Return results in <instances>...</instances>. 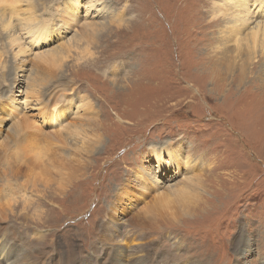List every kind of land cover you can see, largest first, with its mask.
Instances as JSON below:
<instances>
[{"label":"rangeland","instance_id":"obj_1","mask_svg":"<svg viewBox=\"0 0 264 264\" xmlns=\"http://www.w3.org/2000/svg\"><path fill=\"white\" fill-rule=\"evenodd\" d=\"M4 1L0 264H264V0Z\"/></svg>","mask_w":264,"mask_h":264},{"label":"bare ground","instance_id":"obj_2","mask_svg":"<svg viewBox=\"0 0 264 264\" xmlns=\"http://www.w3.org/2000/svg\"><path fill=\"white\" fill-rule=\"evenodd\" d=\"M1 2H2V0H0ZM4 1V0H3ZM19 1H28V0H19ZM96 1V0H95ZM4 2H6V1H4ZM4 2H2L3 4H4ZM10 2V1H9ZM232 2V1H231ZM12 3V2H11ZM74 3H76V6L77 7H79V6H84V5H88V6H90V8L91 9H93V8H98V11L99 12H103L104 11V6H100V4H97V2H93V1H90V4L88 3V4H82V3H80L79 2V0H76L75 2L73 1V4L72 5H74ZM99 3V2H98ZM104 3V2H103ZM246 3V2H245ZM1 4V3H0ZM6 4L7 3H5V6H6ZM106 4V3H105ZM104 4V5H105ZM235 4V3H234ZM256 4V3H255ZM8 5V4H7ZM17 5V4H16ZM102 5V4H101ZM219 5V4H218ZM242 5H243V3H242ZM263 5V4H262ZM2 6V5H1ZM7 7V6H6ZM14 7V6H13ZM12 7V8H13ZM246 4H245V6H244V9H246ZM260 7V6H259ZM258 7V8H259ZM230 8V7H229ZM232 8V7H231ZM238 8V7H237ZM264 8V7H263ZM3 9V8H2ZM29 9V12L31 11V13H30V15H29V18H28V24L29 25H31L32 23H36V25H40V24H42V23H45V22H48L47 20H45V19H38V18H34L35 16H33L34 14H35V12H33V11H35L36 10V8L32 5V4H30V7L28 8ZM89 9V8H88ZM234 9V8H233ZM33 10V11H32ZM111 10V9H110ZM252 10V9H251ZM258 10V9H257ZM3 11H5V12H8L6 9L5 10H3ZM239 11V10H238ZM247 11V10H246ZM11 12H12V15H14V12H16V9H11ZM26 11H24V10H21V15H23L25 18H26V13H25ZM94 12H95V10H94ZM244 12H245V10H244ZM259 12V11H258ZM257 12V13H258ZM4 13V12H3ZM19 13V12H18ZM101 13H98L99 15L101 14ZM110 13V12H109ZM247 13H248V11H247ZM9 14H10V11H9ZM29 14V13H28ZM98 14H97V16H98ZM103 14V13H102ZM245 14V13H244ZM251 14V13H250ZM11 16V15H10ZM249 16V15H248ZM261 16V15H260ZM36 17H37V15H36ZM104 17H106V15L105 16H103L102 18L104 19ZM213 17H215V16H213ZM212 17V18H213ZM235 17V16H234ZM233 17V18H234ZM245 17H246V14H245ZM253 17V16H252ZM255 17H257V16H255ZM13 18V17H12ZM19 18V17H18ZM249 18V17H248ZM215 19V18H214ZM238 19H240V18H238ZM242 19V18H241ZM262 19H264V18H262ZM3 20V19H2ZM1 20V21H2ZM6 20V19H5ZM5 20H3V21H5ZM12 20V19H11ZM16 20V19H15ZM76 20V19H75ZM97 20V19H96ZM101 20V19H100ZM236 20V19H235ZM259 20V19H258ZM42 21V22H41ZM95 21V20H94ZM242 21H243V19H242ZM241 21V22H242ZM250 21H252V20H250ZM255 21V20H254ZM264 21V20H263ZM23 22V21H22ZM234 22V21H233ZM240 22V23H241ZM245 22V21H244ZM261 22V21H260ZM4 22H2L1 24H3ZM9 23H10V21H9ZM9 23H7V24H9ZM89 23V22H88ZM87 23V24H88ZM256 23V22H255ZM264 23V22H263ZM237 24V23H236ZM5 25V24H4ZM243 25V24H242ZM259 25V24H258ZM94 26H97L96 27V32H101L103 29H104V27H105V23L102 21V22H100V23H94L93 22V24L91 23V24H89L88 26H87V28H89V30H91V33H94ZM257 26V25H256ZM8 27V25L6 26V28ZM250 27V26H249ZM253 27V26H252ZM251 27V28H252ZM12 28H14V27H12ZM241 28H243V27H241ZM245 28V27H244ZM260 28H262V27H260ZM9 29V28H8ZM17 29V28H16ZM256 29V28H255ZM11 30V29H10ZM68 30V29H67ZM84 30V29H83ZM253 30V29H252ZM30 31H32V33L33 34H35V35H37V31L36 30H33L32 28H31V30ZM239 31V30H238ZM50 31H48L47 29L46 30H44V34H40L41 35V37L43 38V37H46V38H49L50 37ZM259 33V32H258ZM237 34V33H236ZM82 36H83V32L81 33V38H82ZM93 36H96V33L95 34H93ZM17 39V38H16ZM27 42V41H26ZM66 43V42H65ZM64 43V44H65ZM68 43H69V39H68ZM71 43V42H70ZM23 44V43H22ZM64 44H62V48L61 49H64V52H65V50H66V47L68 46V45H66V47H64L65 45ZM67 44V43H66ZM72 44H73V41H72ZM72 44H70V45H72ZM243 47H246L244 44H242V46L240 47V49L239 50H241ZM29 48V47H28ZM56 48V47H55ZM60 48V47H59ZM219 48V47H218ZM219 49H223V48H219ZM218 49V50H219ZM49 50V49H48ZM47 51V50H46ZM63 51L62 50H58V48L56 49V50H54L53 52H49L50 53V55L48 54V57H41V58H39V59H43L44 61H45V63H46V65L48 66V65H51V63H53V62H59V60H61L63 57H62V55H63V53H62ZM39 54V53H38ZM247 54H249L248 52H247ZM84 55V54H83ZM37 56H39V55H37ZM42 56V55H41ZM47 56V55H46ZM65 56H67V55H65ZM79 59V58H78ZM219 61V60H218ZM27 62V61H26ZM40 62V61H39ZM43 61H41V63H42ZM23 66H25V65H23ZM23 66H20V67H17V69H18V71H19V68H21V67H23ZM80 66H82V65H80ZM5 68H6V66H5ZM22 69V68H21ZM10 70H11V68L10 69H8V67H7V73H8V76H7V80L8 81H11V84L9 85V86H12L13 84H12V82H18L19 83V81H18V79H17V76H15V78L13 79V81H12V75H11V72H10ZM23 71H25V70H23ZM18 74V73H17ZM22 76V75H21ZM38 78V76L36 77V79ZM4 81H5V78L3 77L2 78ZM38 80H33V82L30 84V87L29 88H32L33 86H35L36 84H35V82H37ZM0 84H1V80H0ZM15 85V84H14ZM38 86V85H37ZM1 90V89H0ZM41 93V92H40ZM40 94H34V98H36V100H39L40 101V99H37V98H39L38 96H39ZM2 100V99H1ZM4 100V99H3ZM30 100V99H29ZM39 107H42V108H39L40 110H45L46 108H47V106H44L43 104H40V106ZM15 108V107H14ZM56 109V108H55ZM16 110V109H15ZM54 110V109H53ZM16 112V111H15ZM20 112V111H19ZM86 112H88V109L86 110ZM8 113V112H7ZM21 113V112H20ZM40 114V113H39ZM10 116H14L12 113H10L9 114ZM20 115H18L17 117H19ZM27 117L29 118V116L27 115ZM26 117V119H28ZM42 117V116H41ZM24 118V116H22V118L21 119H23ZM25 119V121H26V123H27V126H30L29 124H28V122H27V120ZM83 119V118H82ZM85 119V118H84ZM89 119V118H88ZM91 119V118H90ZM33 120V119H32ZM32 120H30L31 122H32ZM29 121V120H28ZM29 121V122H30ZM40 121V120H39ZM87 121H91V120H87ZM20 125V126H18V127H16L15 125H14V129H11V131H12V134L14 135V137H16L17 136V133L18 132H20L21 131V127H22V124H20L19 122L17 123V125ZM39 124V123H38ZM40 125V124H39ZM79 126V125H78ZM34 127V126H33ZM32 126L31 127H29V128H31V130L33 131V129L35 128H33ZM38 127V126H37ZM60 127V126H59ZM40 128V127H39ZM37 129V128H36ZM42 129V128H41ZM40 129V130H41ZM77 129H79L78 127H77ZM76 129V130H77ZM30 130V129H29ZM74 130V129H73ZM42 131H43V129H42ZM75 131V130H74ZM41 132V131H40ZM79 132V130L77 131V133L76 132H71V135H69L68 134V139H70L71 137H72V140H74V138H75V136L76 135H78V134H80V133H78ZM33 133V132H32ZM46 133V132H45ZM30 134H31V131H30ZM41 134H43V135H47L48 134V132H47V134H44V131H43V133H41ZM50 134V133H49ZM51 135V134H50ZM50 135H48L49 137H50ZM42 136V135H41ZM40 136V137H41ZM37 138H39L38 136H36ZM44 137V136H43ZM42 138V137H41ZM49 139V138H48ZM41 140V139H40ZM51 141V140H50ZM54 141V140H53ZM78 141V140H77ZM93 148V146L92 145H90L89 146V148H88V152L91 150ZM84 151V150H83ZM42 153V152H41ZM38 154V153H37ZM37 154H35V156L33 157V159L36 161V164L38 165L39 164V155H37ZM42 156V155H41ZM43 156H44V154H43ZM42 158V157H41ZM160 158H161V156H160ZM42 160H43V158H42ZM44 162V161H43ZM44 164V163H43ZM9 204V203H8ZM11 205V204H10ZM41 242H44V240H43V238H41V240H40ZM8 248V247H7ZM9 250V249H8ZM13 253H12V251H6V248L5 247H0V257H2L3 256V258L4 259H7L6 261H9V260H11V259H9V257H10V255H12ZM37 254V253H36ZM19 257V256H18ZM18 257H17V259H18ZM2 258V259H3ZM21 258V257H20ZM21 260V259H20ZM12 261V260H11ZM16 262V261H15Z\"/></svg>","mask_w":264,"mask_h":264}]
</instances>
